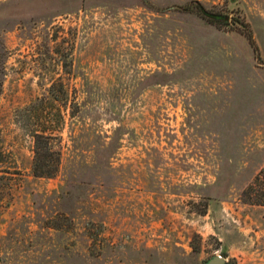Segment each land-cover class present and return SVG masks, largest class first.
<instances>
[{
    "label": "rangeland",
    "instance_id": "374dc122",
    "mask_svg": "<svg viewBox=\"0 0 264 264\" xmlns=\"http://www.w3.org/2000/svg\"><path fill=\"white\" fill-rule=\"evenodd\" d=\"M189 1L0 0V264H264V0Z\"/></svg>",
    "mask_w": 264,
    "mask_h": 264
},
{
    "label": "trees",
    "instance_id": "16d2710c",
    "mask_svg": "<svg viewBox=\"0 0 264 264\" xmlns=\"http://www.w3.org/2000/svg\"><path fill=\"white\" fill-rule=\"evenodd\" d=\"M184 9H194L204 18L211 21L223 20V16L218 14H210L197 0H190ZM247 36L254 47V50L257 51V47L253 42L250 32L247 33ZM49 92L52 93L53 88H49ZM33 137V175L38 177H51L56 173L58 168L57 163L59 161L57 156L55 158V152L52 147L51 139L53 136L46 134L44 131H36L34 132ZM240 196L243 203L264 206V164L258 169L252 179L242 189Z\"/></svg>",
    "mask_w": 264,
    "mask_h": 264
},
{
    "label": "water",
    "instance_id": "95a60500",
    "mask_svg": "<svg viewBox=\"0 0 264 264\" xmlns=\"http://www.w3.org/2000/svg\"><path fill=\"white\" fill-rule=\"evenodd\" d=\"M226 260L221 255H214L205 264H225Z\"/></svg>",
    "mask_w": 264,
    "mask_h": 264
}]
</instances>
